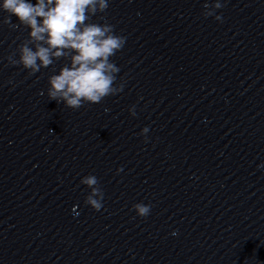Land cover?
<instances>
[{
    "label": "clouds",
    "instance_id": "9594fccd",
    "mask_svg": "<svg viewBox=\"0 0 264 264\" xmlns=\"http://www.w3.org/2000/svg\"><path fill=\"white\" fill-rule=\"evenodd\" d=\"M223 6L219 0L212 5L205 3L203 15L214 16ZM107 8L108 0H36L35 4L30 0H3L0 9L9 14L4 23L10 24V17L15 16L19 24L11 27L22 25L30 29L28 38L18 46L19 59L14 52L7 58L9 63L22 65L35 74L64 57L67 51L74 53L70 65L61 67L48 80L49 99L72 109L85 103H100L105 97L122 92L123 84H116L120 69L111 57L123 48L126 38L116 35L110 24L87 22ZM215 19L220 21L222 17L215 15ZM130 111L136 115L134 106ZM148 131L145 127L141 134ZM80 183L91 189L85 204L100 211L104 194L97 177L84 176ZM133 208L140 217H147L151 211V205L144 203H136Z\"/></svg>",
    "mask_w": 264,
    "mask_h": 264
}]
</instances>
